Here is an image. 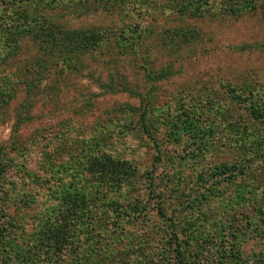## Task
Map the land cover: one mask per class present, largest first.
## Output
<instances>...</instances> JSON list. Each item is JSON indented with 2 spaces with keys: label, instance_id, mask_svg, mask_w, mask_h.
<instances>
[{
  "label": "rangeland",
  "instance_id": "374dc122",
  "mask_svg": "<svg viewBox=\"0 0 264 264\" xmlns=\"http://www.w3.org/2000/svg\"><path fill=\"white\" fill-rule=\"evenodd\" d=\"M178 251L264 264V0H0V264Z\"/></svg>",
  "mask_w": 264,
  "mask_h": 264
},
{
  "label": "trees",
  "instance_id": "16d2710c",
  "mask_svg": "<svg viewBox=\"0 0 264 264\" xmlns=\"http://www.w3.org/2000/svg\"><path fill=\"white\" fill-rule=\"evenodd\" d=\"M52 42H54V41H52ZM96 42L97 41H77V44L74 47H75V49H81V51L86 52V51H88L90 49V47H93L94 44L96 45ZM143 129H144V131L147 134L149 133L148 127H147L146 124L143 125ZM100 159L102 160L103 158H97V159H94V160H100ZM157 159H159V157H157ZM105 161L108 162L107 165H106L108 168L105 167L106 170L103 171V174L104 175H112L114 177V180H116V182H118L120 185H122V183H124L126 180H128L130 175L131 176L135 175V171L131 170L129 168V166L126 163H124V162L123 163L118 162V161L116 162V161H114L112 159H109V158H106ZM105 161H104V163H106ZM122 166H127V168H126L127 171H123L124 174L119 172V168L122 167ZM226 170H228V169H226ZM99 175H102V172H100ZM65 193H66V190L63 191L62 195H64ZM86 200L87 199H85V197L82 196V201H86ZM66 202H67L66 203L67 206H69V207H67V210H66V212L68 213V212H71V207L70 206H75L76 207L78 199H75L74 196H72L71 194H68ZM70 203L72 205H70ZM66 242H67L66 239L63 238L62 240L58 241L57 243H60L61 245H64ZM177 260H178V262L180 264L184 263L183 259H182V252H180V251L177 252Z\"/></svg>",
  "mask_w": 264,
  "mask_h": 264
}]
</instances>
